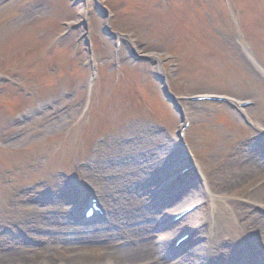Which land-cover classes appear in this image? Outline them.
<instances>
[{"label":"rangeland","instance_id":"374dc122","mask_svg":"<svg viewBox=\"0 0 264 264\" xmlns=\"http://www.w3.org/2000/svg\"><path fill=\"white\" fill-rule=\"evenodd\" d=\"M96 7L128 36L120 57L115 37L103 36L106 20ZM161 69L172 105L156 81ZM0 80V252L30 246V256L46 255L36 264L83 255L87 239L77 227L89 226H75L70 201L82 192L86 202L90 187L99 190L106 212L94 222L104 229L100 240L115 234L116 248L153 241L161 248L168 235L177 238L193 225L201 254L215 248L221 256L226 244L243 238L232 234L241 219L240 227H251L254 207L224 196L213 181L243 165L252 156L248 140L264 130V0H0ZM205 95L252 101L250 125L226 105L179 101ZM177 108L193 120L186 149ZM11 132L17 137L4 139ZM237 147L241 154L233 157ZM185 154L196 171L183 186L204 190L186 193L167 208H173L168 217L206 205L186 227L157 233L167 217L153 193ZM12 225L29 231V244ZM72 241L79 242L65 247ZM125 242L130 246L120 247ZM169 251L159 259L171 258ZM171 264L203 260L180 254Z\"/></svg>","mask_w":264,"mask_h":264},{"label":"bare ground","instance_id":"6f19581e","mask_svg":"<svg viewBox=\"0 0 264 264\" xmlns=\"http://www.w3.org/2000/svg\"><path fill=\"white\" fill-rule=\"evenodd\" d=\"M162 76V75H161ZM163 77V76H162ZM184 119V118H183ZM243 122V120L241 119ZM262 130V129H258ZM261 132V131H258ZM262 138H264V135H262ZM259 139L254 140L252 142H249V150L251 151L252 156H247L245 159V163L242 165L236 163L233 165V168L229 172H224L223 175V181H213L217 186L222 185V189L220 191H223V195L227 196L228 194L231 197H238L242 202L246 203L247 206L252 205L256 212L252 216H256L257 218H252L250 220L251 224V231H246L243 227L238 226L233 227V233L237 237H245L246 235H249L252 232H258V229L264 228V144L261 142L259 143ZM245 143L241 142V145L243 146ZM252 148V149H251ZM258 149V150H257ZM239 148L237 147L235 149V154L233 157L240 155ZM262 157V159L260 158ZM214 177V176H213ZM206 183H208L206 181ZM200 186L204 185V182L200 181L198 183ZM209 185V184H208ZM206 187V186H205ZM210 187V185H209ZM225 187V189L223 188ZM239 189L242 191L239 192ZM188 193L190 194V198L195 196L196 192L203 191L204 189H197V188H189L187 189ZM207 190L208 186H207ZM244 199H242V197ZM217 197V195H216ZM235 199V198H234ZM221 200V199H219ZM106 202L108 204L109 199H106ZM253 202V203H252ZM80 206V204H79ZM77 206V208L79 207ZM223 206H226L223 205ZM114 209V205H113ZM173 209V208H172ZM172 209L170 211H172ZM152 210H149V213ZM165 208H160V212H165ZM151 214V213H150ZM168 214H170L168 212ZM195 214V213H194ZM193 214V215H194ZM113 215V214H112ZM193 215L189 216L185 220H188ZM182 222L177 224L174 228L181 227ZM93 227L81 229V231H87L86 236H84V233H80L82 238L87 239L86 245L82 248L83 251H81V256L73 257L72 259H68L64 264H102L105 260H113L116 261L118 264H159L157 253L159 251V248L154 247V241L144 244L142 246L135 245V247L132 248H116L112 244V240L115 236V234H109L107 238V242H101L102 235H105L104 229H102V226H94ZM87 226V225H86ZM144 227V226H143ZM124 233L127 232L125 228H122ZM222 230H219L218 227L216 228V237L222 233ZM261 232H264L261 230ZM171 235L166 237V243H160L161 249L165 250L166 245L168 244V239H170ZM80 239V238H79ZM66 247H75L74 241L66 243ZM230 248V253L233 251V245ZM31 249V248H29ZM29 251L27 249L18 250L17 252H0V264H36V262L39 260V258L42 257V255H34L30 256L28 253ZM79 255V254H78ZM198 257V253H190L189 258L195 259ZM240 259V257H239ZM238 259V260H239ZM19 260V261H18ZM33 260H36L35 263L32 262ZM191 260V259H190ZM49 262V260H48ZM52 262V261H51ZM109 263V262H108ZM107 263V264H108ZM230 263H233L230 260ZM240 263L239 260L236 264ZM51 264V263H48ZM63 264V263H61Z\"/></svg>","mask_w":264,"mask_h":264}]
</instances>
